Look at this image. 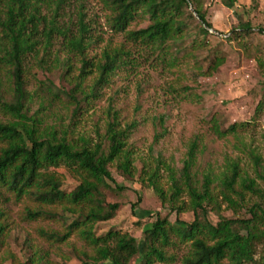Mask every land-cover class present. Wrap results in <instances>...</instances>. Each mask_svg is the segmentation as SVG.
Returning a JSON list of instances; mask_svg holds the SVG:
<instances>
[{
  "label": "rangeland",
  "instance_id": "1",
  "mask_svg": "<svg viewBox=\"0 0 264 264\" xmlns=\"http://www.w3.org/2000/svg\"><path fill=\"white\" fill-rule=\"evenodd\" d=\"M6 1L0 0V9ZM197 1L212 25L205 44L198 48L193 46L200 23L193 12L195 19H186L185 36L176 44L172 43L165 59L160 60L158 54L153 57L140 44L129 40L126 31L111 26V13L103 0H67L59 9L57 23L70 36L76 35L78 21L82 19L89 37L85 54L93 63H97L107 47H122L130 53L124 56L127 65L118 68L107 83L98 87L95 97L80 100L82 106L74 117L71 114L75 100L67 92L77 80L81 63L77 55L62 47L61 34L53 33L51 44H46L40 28L39 35L44 42H39L23 60L24 105L28 116L39 119L41 129H56L58 137L67 133L68 139L82 145L102 139L109 107L118 111L122 125L135 123L127 148L131 150L137 171L130 177L123 174L115 162L109 165L114 182L109 181L112 188H102V192L106 201L117 203L118 207L111 216L97 221L93 231L95 235H102L115 229L139 238L157 218L167 219L175 231L171 244L164 246V250L172 259H155L152 264H181L190 241H185L178 232L188 234L194 213L188 208L187 195L181 197L185 201L184 209L177 211L138 178L144 165H158L162 173L160 182L168 189L166 171L158 160L178 170L191 141L197 142V159L192 169L195 179L201 184L206 172L214 178L211 188L217 206L206 207L207 218L212 224L220 217L248 219L250 207L256 202L264 208V193L242 188L240 184L244 179L253 178L257 187L264 191V180L260 177L264 172V105L257 111L264 85V32L258 31V26L264 28V0ZM52 5L43 10L47 19ZM188 10L192 11V7ZM245 21L250 22L253 32L233 39L231 29ZM148 23V17L141 15L129 23L127 30L144 28ZM2 54L0 46V56ZM214 55L223 56L225 61L207 74ZM11 70L9 64L0 63L2 122L14 120L3 107L4 102L16 98ZM91 70L92 74L84 82L87 85L96 77L95 67ZM79 97L81 94L77 93L76 99ZM211 120H216L221 129L233 123L247 122V125L236 133L220 137L211 129ZM254 156H259L258 162ZM234 162L238 164L240 175L235 187L243 193V199L238 200L229 192L238 200L236 205H231L223 198L220 180ZM59 171L63 191L69 192L80 183L76 172L65 168ZM0 207L8 225L4 244L0 247V264H28L29 257L43 264L91 261L82 252L92 256L93 250L78 235L60 241L52 236H61L68 224L60 210L54 216L31 219L25 213L26 208L38 206L27 199L18 201L13 197L3 200ZM260 222L258 226L262 229L264 219ZM263 255L264 238H261L256 241L254 261L250 264H261ZM128 264H136V256Z\"/></svg>",
  "mask_w": 264,
  "mask_h": 264
},
{
  "label": "trees",
  "instance_id": "2",
  "mask_svg": "<svg viewBox=\"0 0 264 264\" xmlns=\"http://www.w3.org/2000/svg\"><path fill=\"white\" fill-rule=\"evenodd\" d=\"M67 0H7L0 9V46L3 53L0 63L9 64L14 82L15 100L4 102V109L14 120L0 121V203L13 197L15 200L27 199L38 207H27L25 213L31 219L54 216L62 212L68 219V224L60 235H52L56 240H64L71 235H78L93 250L91 261L82 264H128L136 256V264H152L155 259L169 261L164 246L171 244L174 228L167 219L157 218L151 227L145 229L139 238L128 233L110 229L102 235H95L94 224L108 218L118 204L106 201L102 188L111 189L109 181L114 182L109 171V165L116 163L118 169L127 176H134L137 171L131 150L127 141L135 127V123L122 125L118 111L109 107L108 119L102 139L94 144L85 142L77 145L66 135L58 137L56 129L40 128V121L27 115L24 105L26 90L23 79V60L27 53L35 50L39 42H44L39 35L42 29L46 44H51L53 33L63 37L61 45L69 52L77 55L81 65L77 80L67 95L75 100L71 117L79 113L83 101L95 97L98 87L107 83L109 77L121 66L127 65L124 56L130 53L122 47L104 48L97 63L85 54L89 41L88 28L82 19L78 21L77 33L68 36L59 26V9ZM110 10V22L116 30L126 31V37L138 44L148 53L158 54L160 60L169 52V46L176 44L187 33L186 19L198 17L197 39L193 38V46L198 48L206 42L212 25L197 0H103ZM51 7L50 18L47 19L44 9ZM192 7V11L188 7ZM141 15L148 17L146 27L127 30L129 23ZM41 28V29H40ZM259 32H264L258 26ZM253 32L250 22L245 21L231 29L233 39L249 36ZM229 38V37H228ZM45 44V45H46ZM162 55V56H161ZM156 57V58H158ZM70 57H68V60ZM225 61L221 55H214L208 65V74L215 71ZM95 67L96 77L91 85L84 82L92 74ZM88 86H90L88 88ZM88 88L89 90H85ZM81 94L79 99L76 95ZM81 98V99H80ZM264 105V85L257 111ZM211 129L222 137L236 133L247 125V122L233 123L221 129L216 120H211ZM258 162L259 156H254ZM197 159V142L191 141L182 166L178 170L169 163L158 164L166 171L169 181L168 189L160 182L162 173L158 165H144L139 175L147 186L157 193L163 202H168L171 208L181 211L185 201L182 195H187L189 207L194 213V219L189 223L187 235L178 234L190 241L187 253L181 258V264H250L254 261L256 241L264 238V228L258 223L264 219V208L259 203L250 207L251 217L225 218L220 217L216 224L207 218V206H217L211 184L214 178L209 172L204 173L201 184L195 179L192 169ZM59 168L76 172L80 183L71 191L65 192L62 184V173ZM220 182L223 188V198L231 205L243 199V193L236 189L235 183L240 177L238 164L232 163ZM264 180V172L260 174ZM241 187L263 194L253 178L240 182ZM118 188V187H116ZM120 188V187H119ZM118 188V189H119ZM229 192H233L238 200ZM49 206L55 209L48 208ZM53 214V215H51ZM6 216L0 207V247L4 244L7 232ZM28 264H43L34 257L27 258ZM261 264H264V255Z\"/></svg>",
  "mask_w": 264,
  "mask_h": 264
}]
</instances>
